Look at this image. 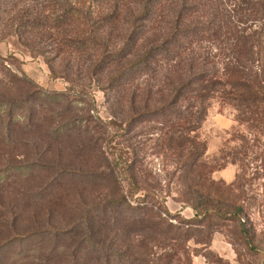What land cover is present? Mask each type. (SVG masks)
<instances>
[{
  "label": "rangeland",
  "instance_id": "1",
  "mask_svg": "<svg viewBox=\"0 0 264 264\" xmlns=\"http://www.w3.org/2000/svg\"><path fill=\"white\" fill-rule=\"evenodd\" d=\"M185 1L174 30L152 31L132 19L135 0H0V264H128L147 250L154 264H264V120L251 128L235 102L209 98L184 140L173 132L187 104L172 102L180 86L200 87L199 61L186 67L197 56L264 70V47L249 65L250 47L235 46L264 41V0H215L221 27L209 32L196 30L202 5ZM191 141L203 145L208 179L245 207L263 252L249 251L233 221L211 219L208 244L193 224L178 252L153 230L135 232V209L174 229L194 218L180 166Z\"/></svg>",
  "mask_w": 264,
  "mask_h": 264
},
{
  "label": "trees",
  "instance_id": "2",
  "mask_svg": "<svg viewBox=\"0 0 264 264\" xmlns=\"http://www.w3.org/2000/svg\"><path fill=\"white\" fill-rule=\"evenodd\" d=\"M197 1L205 3H195ZM185 0H135V3L140 7L136 9L135 13L132 16L134 21L138 22H148V27L150 30H157L160 27V24L169 23L168 29L171 31L174 30V21L178 25L182 22L184 14L182 11H185L187 8V2ZM194 5H202V10L204 14L200 17L203 18V22L206 25L201 26L202 28L196 29L197 32H209L212 27L216 26L220 28L217 19L218 9L215 0H193ZM145 4V5H144ZM137 5V6H138ZM174 7V8H172ZM167 9V12L163 10ZM207 25L209 28H207ZM177 28V27H176ZM207 28V29H205ZM195 30V31H196ZM195 31H186L187 34ZM245 30H242L243 33ZM258 32H255V34ZM181 33L178 36L187 39V35ZM262 31L259 32L261 36ZM192 41H187L190 43ZM199 44V43H198ZM242 44V45H241ZM167 45H173L174 49H178L176 39L169 41ZM214 46V45H213ZM238 51L242 47L249 46L247 57L241 54L237 57L238 61H241V58L247 61V63L255 64L254 54H256L255 49L261 50L264 47V41L256 40L253 43L247 40V37L239 36L236 38V44ZM242 46V47H240ZM161 48H159L160 50ZM240 49V50H239ZM161 51V50H160ZM200 57V56H199ZM194 60L193 64L186 66L189 70H196L194 65L199 61V69L197 74L194 75V84H199L200 87L193 88L192 84L187 83L186 86H180L177 93L174 95L172 102L178 103L179 100L184 105V112L179 114V123L180 129L174 130L173 134L178 132L180 137L185 140V132L188 130V126L192 123L198 125L204 121L206 116V107L204 106L205 102L209 98H218L222 101H233L238 106V112L241 116L240 121L251 123L250 127L254 124L262 122L264 120V70L260 66L257 67V70H252L247 72L244 65L241 62L236 63L233 67L225 66L223 69L216 68L212 66L211 68L206 64V58H199ZM257 61V60H256ZM184 65L185 63L182 62ZM262 67H264L262 65ZM184 69V68H183ZM203 83V85H202ZM183 85V84H181ZM175 91H172L174 93ZM186 94H189L186 96ZM180 104V103H179ZM183 106V105H182ZM190 110V111H189ZM193 120V121H190ZM172 130V129H171ZM191 130V129H190ZM186 140L188 141L187 137ZM243 142H246L245 139H241ZM172 141V139H169ZM186 141V142H187ZM185 143V142H184ZM192 147V151L187 147V143L181 146V171L182 174V183H186L185 189L188 193L195 195V199L192 201H186L190 207L193 208L195 215L192 220L186 221L182 220L177 229H174V226L170 223H165L164 219L161 220V216L150 215L147 216V213L143 209H135L134 214L136 218L132 222V227H135V232L138 233V236L141 238L144 237L145 232L153 230L155 234H158L165 239L174 240L178 243V246H183L188 243L191 238L194 237L190 233V227L196 226L198 234L203 233L206 230L205 235L200 237L201 239H196L197 243L208 244L210 237L213 234V226L215 223H212L211 219H216L220 221H233L238 223V231L240 236L243 238L244 242L248 246L249 251L258 254L263 252V250L257 246L254 242V237L251 233L250 228L244 222L243 215L246 211L243 205H234L229 201V195L226 192L227 190L220 186V184L213 182L208 179V172L211 170V167L206 164L204 160V148L201 143L196 144V142H189ZM170 144V143H169ZM255 145H253L254 147ZM252 146L247 147V151L251 149ZM247 151H244L243 155L246 156ZM240 155L242 153H239ZM210 167V169H209ZM191 202V203H190ZM119 202H117L118 205ZM119 205H121L119 203ZM166 215H169V211L165 209ZM157 218L159 221H152V218ZM206 222H209L208 224ZM205 223L207 225H205ZM215 231V230H214ZM216 232V231H215ZM201 235V234H200ZM186 247L176 248V252ZM187 254V252H186ZM177 253L175 254V256ZM152 254L149 250L138 253L137 256L132 257L131 261L128 264H154L151 260ZM170 257L166 256L164 258L167 261ZM161 261L156 262L159 264ZM108 264H115L114 262H107ZM124 264V263H117ZM161 264V263H160Z\"/></svg>",
  "mask_w": 264,
  "mask_h": 264
}]
</instances>
